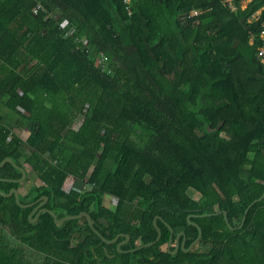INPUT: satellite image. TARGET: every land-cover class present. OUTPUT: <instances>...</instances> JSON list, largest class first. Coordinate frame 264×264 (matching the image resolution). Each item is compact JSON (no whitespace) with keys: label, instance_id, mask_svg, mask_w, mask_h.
Masks as SVG:
<instances>
[{"label":"trees","instance_id":"trees-1","mask_svg":"<svg viewBox=\"0 0 264 264\" xmlns=\"http://www.w3.org/2000/svg\"><path fill=\"white\" fill-rule=\"evenodd\" d=\"M42 1L35 13L36 0H0V162L27 171L8 181L22 172L6 162L0 190L32 170L42 183L22 202L86 210L101 235L86 215L31 221L33 206L0 193V264H32L25 246L43 251L38 264H264V199L238 228L264 193V0ZM69 174L91 187L66 191ZM216 211L230 224L195 216ZM156 216L160 240L126 252L157 239ZM195 224L201 240L170 253L169 226L188 248ZM119 233L124 251V237L103 240Z\"/></svg>","mask_w":264,"mask_h":264},{"label":"water","instance_id":"water-1","mask_svg":"<svg viewBox=\"0 0 264 264\" xmlns=\"http://www.w3.org/2000/svg\"><path fill=\"white\" fill-rule=\"evenodd\" d=\"M8 161L11 162V163H13L16 167H18V168L21 170L22 174H21V176L18 177V178H12V179H6V180H8V181H12V182H13V181H18V182H19V181H22V180L26 177V175H27V171H26V169H25L23 166L17 164V163L13 160V158H12L11 156H6V157H4V159L0 162V168H2V167L6 164V162H8ZM0 193H1L3 196H5V197H11V196L14 195V197L16 198V202H17L21 207H22V206H23V207L33 206L32 210H31L30 213H29V218H30L31 221H37V219H38L40 213H42V212H44V211H48V212H50V213L53 215V217H54V219H55V221H56L57 223H62V222H63L64 220H66V219L78 218V217L82 216L83 214H85V215L87 216V218H88V223H89V225L94 229L95 232H97L99 235H101V233L99 232V230L94 226L93 220H92V218H91L89 212L86 211V210H83V211L79 212L78 214H67V215H64V216H62V217H59L58 214H57L53 209H51V208H49L48 206L45 205L46 202H47L48 199H49V196L46 195V194L42 195L41 197H39L38 199H36V200H34V201H31V202H28V203H24V202H22L21 199H20V193H19V190H18L17 187L12 188L8 193H3V192L0 190ZM263 199H264V193L262 194V196H261L260 198L253 200V201H252V202L246 207V209H245V211H244V214H243V217H242V220H241V222H240L241 224H240V226H239L238 228H242V226L244 225L243 223H244V220H245L246 214H247L248 210L250 209V207H251L254 203H256V202H258V201H261V200H263ZM219 214H223V216L225 217V220H226L227 224L229 225V224H230V223H229V219L227 218V216H226V214H225L224 211H216V212L211 213V214H202V215H195V216H199V217H200V216H210V215H219ZM190 217H191V216H189L188 219H190ZM158 219H161V217H160V216H156V217L154 218V221H153V222H154V225L156 226V229H157V231H158L157 239H156L155 241L151 242V243H148V244H144V245L138 246V247H136V248H134V249H131V250H128V251H126V252H133V251L140 250V249H142V248H144V247L152 246V245H154L157 241L160 240V238H161V236H162V230H161V228H160V227L158 226V224H157V220H158ZM195 225H196V226L198 227V229H199V236H198V238H197V239H196V240H195V241H194V242H193L188 248H185V241H186V236H185V234H184L183 232H181V233H178V234L174 237V230L172 229L171 226H169V227H170V231H171V235H170V239H169V242H168V250L170 251V253H172V254H176L180 249H182V250H184V251H186V252H189L190 250L193 249V247L195 246V244H197V243L201 240V237H202V229H201V227H200L198 224H195ZM181 235H183V239H182V241L180 242V236H181ZM119 237H124V238H125L123 241L119 242L118 245H117V247H118V249H119L120 251H124V250L121 249V246L123 245V243H125V242L127 243V242L130 240L131 236H130L129 234H127V233H119L118 235H115V237H113L112 239H107V238L103 237V240L106 241V242H108V243H112V242L117 241V240L119 239ZM173 243H175V246H174V249L171 250V248H172V246H173Z\"/></svg>","mask_w":264,"mask_h":264},{"label":"crops","instance_id":"crops-1","mask_svg":"<svg viewBox=\"0 0 264 264\" xmlns=\"http://www.w3.org/2000/svg\"><path fill=\"white\" fill-rule=\"evenodd\" d=\"M247 2H245L244 4H246ZM74 128H77V127H74ZM24 131H27V130H25V128L24 129H21L20 130V132H24ZM28 131L25 133V137H27V135H28ZM21 134H23V133H21ZM24 137V138H25ZM32 172L35 174V172L34 171H29L28 172V176H29V178H33L32 177ZM36 175V174H35ZM42 183V181L40 180V181H37V180H35L34 179V181L31 183V184H29V185H32V184H37V185H39V184H41ZM25 184L23 183V185L19 188V193H23L25 190H26V188L28 187V186H24ZM85 185L86 184H84V185H79V184H77V182H76V180H75V177L72 175V174H69L68 176H67V178L65 179V181H64V184H63V188L66 190V191H69L71 188H74V187H76V188H83V189H87L86 187H85ZM23 186L25 187V188H23ZM116 202H117V200H116V198H114L113 196H110V195H105L104 196V205L105 206H108V207H114L115 206V204H116ZM83 215H85V214H83ZM81 217V216H80ZM88 219V218H87ZM67 220V219H66ZM65 221V220H64ZM64 221L62 222V223H64ZM62 223H58V224H62ZM82 234L80 233V231H77V232H75L74 234H73V237L72 238H70V241H71V246H73V245H76L81 239H82V236H81ZM123 241V240H122ZM15 242H16V240H15ZM20 241H17L16 243H19ZM121 242V241H120ZM15 243V244H16ZM126 243V242H125ZM125 243H123V245L125 244ZM173 245H174V243H173ZM46 254V253H45ZM20 258L22 259V261L23 262H25V263H32V264H38V263H42L44 260H45V257H44V253H43V251H36L35 249H32V248H30V247H27V246H25L24 247V251L22 252V254L20 255ZM61 261V260H60ZM63 262V261H62ZM53 264H57V263H53ZM58 264H61V263H58Z\"/></svg>","mask_w":264,"mask_h":264},{"label":"built area","instance_id":"built-area-1","mask_svg":"<svg viewBox=\"0 0 264 264\" xmlns=\"http://www.w3.org/2000/svg\"><path fill=\"white\" fill-rule=\"evenodd\" d=\"M224 4H226L229 8L235 9V4L233 0H222ZM40 10H45V6L43 4L42 0H36V4L33 7V11L35 13H38ZM197 13V12H195ZM260 18V14L256 13L252 16V20H258ZM66 22H62L61 24H65ZM264 27V24H263ZM260 38L262 39V45L258 47L259 56L262 58V61L264 62V29L262 30L260 34ZM81 40H84L85 43H87V38L81 37ZM101 59H99V62ZM87 189L91 187V184L87 183L85 185ZM84 264H90V263H84Z\"/></svg>","mask_w":264,"mask_h":264},{"label":"rangeland","instance_id":"rangeland-1","mask_svg":"<svg viewBox=\"0 0 264 264\" xmlns=\"http://www.w3.org/2000/svg\"><path fill=\"white\" fill-rule=\"evenodd\" d=\"M81 120H82V116L81 115H78L76 118H75V120L72 122V127L74 128V127H78V125L80 124V122H81ZM8 125H11V124H9V123H7ZM13 128V127H12ZM25 130H27L28 132H29V130L27 129V128H25ZM27 131H24V132H20V135L24 138L25 136V133L27 132ZM21 133H23V134H21ZM32 177L33 178H29L27 181H25V185L26 186H29V184H31L33 181H34V179L35 180H37V181H40V179L37 177V175H35L33 172H32ZM87 184V183H86ZM24 185V186H25ZM23 186V188H25ZM193 196H195V197H197L198 195L197 194H192Z\"/></svg>","mask_w":264,"mask_h":264}]
</instances>
